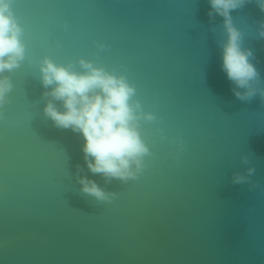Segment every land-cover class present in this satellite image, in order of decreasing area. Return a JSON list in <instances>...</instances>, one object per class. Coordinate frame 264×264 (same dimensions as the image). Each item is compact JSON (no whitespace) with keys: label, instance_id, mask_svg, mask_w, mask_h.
Returning a JSON list of instances; mask_svg holds the SVG:
<instances>
[{"label":"water","instance_id":"obj_1","mask_svg":"<svg viewBox=\"0 0 264 264\" xmlns=\"http://www.w3.org/2000/svg\"><path fill=\"white\" fill-rule=\"evenodd\" d=\"M209 8L14 0L26 55L6 73L13 89L0 109V264H264V98L233 95L221 68L223 18ZM231 16L264 88V12L248 0ZM44 56L76 70L92 60L135 86L157 117L142 124L150 155L137 179L105 184L84 164L82 137L45 116ZM249 166L250 181L232 183ZM82 174L116 196L82 193Z\"/></svg>","mask_w":264,"mask_h":264},{"label":"clouds","instance_id":"obj_2","mask_svg":"<svg viewBox=\"0 0 264 264\" xmlns=\"http://www.w3.org/2000/svg\"><path fill=\"white\" fill-rule=\"evenodd\" d=\"M248 0H208L209 16L223 18L221 68L231 83L233 95L247 101L259 94L264 98V88H258L259 72L250 59L251 49L243 47L244 33L233 23L231 12ZM14 0H0V109L8 103L13 83L6 73L19 68L26 55L22 39L23 28L13 10ZM264 12V0H255ZM256 34L264 38V21L259 23ZM98 47H105L102 43ZM79 70L71 63L62 64L44 56L38 70L40 82L46 89L43 112L57 128L71 129L78 133L83 143L84 164L88 172L99 174L105 184L113 179L122 183L135 180L145 168V157L150 148L142 136V124L157 119L145 111L135 99L136 88L123 73L109 71L92 60L80 58ZM51 86V87H49ZM59 102V104L57 103ZM2 115V113H0ZM163 139V137H161ZM177 151L183 141L175 140ZM244 163L248 157L243 156ZM255 168L249 166L245 173L232 175V183L250 181ZM80 191L96 201L110 202L115 192L107 191L88 175L77 177ZM253 186H258L253 183Z\"/></svg>","mask_w":264,"mask_h":264}]
</instances>
